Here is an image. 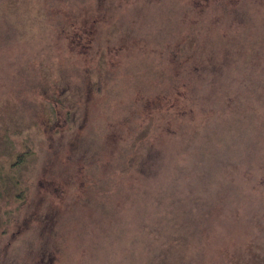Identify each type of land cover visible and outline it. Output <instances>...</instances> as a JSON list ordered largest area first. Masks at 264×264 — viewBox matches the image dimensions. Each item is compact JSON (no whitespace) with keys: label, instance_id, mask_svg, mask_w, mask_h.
<instances>
[{"label":"rangeland","instance_id":"1","mask_svg":"<svg viewBox=\"0 0 264 264\" xmlns=\"http://www.w3.org/2000/svg\"><path fill=\"white\" fill-rule=\"evenodd\" d=\"M0 264H264V0H0Z\"/></svg>","mask_w":264,"mask_h":264},{"label":"trees","instance_id":"2","mask_svg":"<svg viewBox=\"0 0 264 264\" xmlns=\"http://www.w3.org/2000/svg\"><path fill=\"white\" fill-rule=\"evenodd\" d=\"M106 70V69H105ZM107 71H104V79H99L100 83H101V86L102 84L104 83V81L108 78L109 74L107 73ZM205 73V71H203ZM119 74L121 75V72H119ZM103 77V75L101 76ZM107 82V81H106ZM53 95V94H52ZM52 97V96H51ZM53 98H47V101L48 102H51ZM56 113L54 112V110L51 108V119H53V116L55 115Z\"/></svg>","mask_w":264,"mask_h":264}]
</instances>
